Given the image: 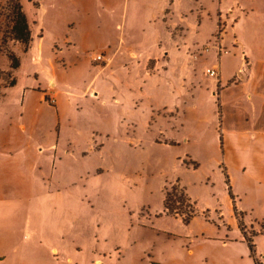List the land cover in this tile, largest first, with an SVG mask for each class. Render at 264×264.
<instances>
[{"label":"rangeland","instance_id":"obj_1","mask_svg":"<svg viewBox=\"0 0 264 264\" xmlns=\"http://www.w3.org/2000/svg\"><path fill=\"white\" fill-rule=\"evenodd\" d=\"M13 1L22 6L27 17L31 41L24 46L9 39L0 50V200L4 197L13 201L20 197L34 199L30 211L20 202L7 206L8 216L5 225L0 227V264H14V261L17 264H43L45 254L49 264H56L61 256H53L51 249L61 247L58 236L40 235L43 242L38 244L45 251L29 248L31 243L34 244L37 232L57 228L60 215L59 209H53L48 202L50 196L39 199L33 196L37 190L33 181L38 180L39 174L37 162L50 155L47 152L41 156L39 149L43 146L39 145L49 131H56L53 126L57 122L54 120L56 114L49 104L54 101L49 92L66 94L84 89L99 69L111 64L110 56L103 50L111 44L126 41L131 45L144 41L146 37L153 41L159 35V17L168 16L173 5L180 0H0L1 38L5 35L4 14L10 11ZM182 2L183 9L188 6L195 12L204 6V22L202 28L197 29L199 46H190L188 50L183 47L187 57L200 60L211 50L219 52L217 41L219 43L220 38L222 45L226 27L212 28L207 12L211 7L217 9L220 0ZM163 8L167 11L157 15ZM184 14L191 15L190 12ZM99 53L106 56V63L99 65L93 61L91 57ZM15 56L17 67H14ZM154 62L151 61L148 67H153ZM206 69L200 70L202 81L209 79ZM107 74L98 80L99 85L110 83V72ZM122 78L125 82V77ZM106 96L99 98L101 106H104L103 100L106 104L114 101ZM65 98H59L61 108ZM99 110L105 111V108ZM151 112L158 115L155 109ZM199 115L206 123L215 124L218 120L217 113L214 122H211L212 115L206 114L205 110ZM120 125L126 128V122ZM215 129L214 136L211 134L206 138L203 154H198L195 147L184 148L182 152L162 151L158 144L152 147L144 156L151 167L149 181L146 171L144 175L133 173L137 157L129 165V173L114 168L116 172L107 169L103 174L93 175L91 171L97 164L98 155L83 162L88 177L102 182L103 189L95 204L97 219L103 225L102 230L107 231L102 236L108 235L110 247H118L111 250V264H255V247L251 250L248 243L239 239L242 235L254 238L256 249H262L260 253L264 255V233L260 236L254 234L256 229H262L261 220L253 213L240 212L242 205H248V202H237L230 194L228 182L222 174L223 153ZM31 147L38 149V156L33 155L36 153ZM110 158L111 153H105L102 167L110 165ZM173 167L177 172L171 178L181 177L183 187H179L186 189L190 196L186 193L192 207L190 210L194 211L188 219L167 214L164 207L165 194L174 186L171 178L164 182V176L171 173ZM68 172L60 169L51 180H70L72 176ZM229 199L234 202L229 203ZM181 206L189 212L187 204ZM250 223H255L254 231L250 229ZM17 225H26L28 230L25 226L17 228Z\"/></svg>","mask_w":264,"mask_h":264},{"label":"crops","instance_id":"obj_2","mask_svg":"<svg viewBox=\"0 0 264 264\" xmlns=\"http://www.w3.org/2000/svg\"><path fill=\"white\" fill-rule=\"evenodd\" d=\"M219 5L217 9L211 7L207 16L212 28L226 27L221 53L211 50L200 60L187 57L183 47L188 50L190 46H199L197 29H201L204 22V6H200L199 12L187 6L185 12L191 13L188 16L180 0L168 16L164 13L165 16L159 17L163 26H157L159 35L153 41L146 37L131 45L126 41L111 44L103 49L110 56L111 64L99 69L84 89L66 94L49 92L54 103L47 102L56 114L57 122L53 124L56 131H49L39 145L43 146L39 149L41 156L47 152L50 155L43 161L38 160L41 163L37 162L39 174L38 180L33 181L37 188L33 196L38 199L50 196L48 202L53 209H59L60 215L57 228L37 232L29 248L45 251L39 244L43 242L40 235L46 233L58 236L62 242L61 247L51 249L53 256H61L56 264H111V250L118 247H110L108 235L102 236L107 231L102 230L103 225L97 219L95 204L103 189L102 182L88 177L83 162L98 155L91 171L93 175L114 168L129 173V165L137 157L133 173L144 175L146 171L149 181L151 167L144 156L152 147L158 144L166 152L195 147L198 154H203L206 138L214 133L215 127L216 140L223 153L222 174L229 192L237 202H248L242 205L240 212L253 213L261 220L262 229L256 231L255 223H250L254 234L264 233V0H220ZM163 11L167 9H161L157 15ZM151 61H156L155 65L148 67ZM203 67L216 69L218 79L202 81L200 70ZM108 72L110 83L99 85L98 80ZM236 77L240 79L230 83ZM102 95L114 101L106 104L103 100L104 106H101ZM60 96L66 97L63 108L59 105ZM204 110L212 115L211 122L217 113L216 125L200 118L199 113ZM122 122H126V128L120 125ZM152 132L155 134L151 135ZM108 152L111 153L110 165L105 168L102 164ZM33 155L36 157L38 153ZM176 167L164 176V182L176 174ZM60 169L69 171L70 180H51ZM176 176L171 178L173 184H169L183 187L181 177ZM186 193L190 198L187 190ZM33 199H1L0 227L5 225L8 205L20 202L30 211ZM232 200L229 199V203ZM220 215L223 214L220 212ZM18 226L28 230L26 225ZM239 239L247 243L244 235ZM256 246L255 243L253 261L264 264L262 249ZM44 256L43 264H49L47 255Z\"/></svg>","mask_w":264,"mask_h":264},{"label":"trees","instance_id":"obj_3","mask_svg":"<svg viewBox=\"0 0 264 264\" xmlns=\"http://www.w3.org/2000/svg\"><path fill=\"white\" fill-rule=\"evenodd\" d=\"M12 3L13 4L10 6L11 8H9L10 11L4 14L6 18V23L4 27L5 35L3 36V38H1L2 34L0 32V40H1L0 50L4 45V43H6V41H8L9 39H11L12 41L13 40L17 41L23 44L24 46L28 45L31 41L29 22L22 9V6L17 1H13ZM15 59H16V63L14 64V67H17L18 59L17 57ZM239 79H240L239 77H236V79L232 80V82L230 83H233ZM184 204L185 205L187 204L189 206V200L183 188H180L179 186L175 185L172 187L171 191L165 194L164 207L167 214L175 215V216L179 215L188 219L193 215L194 210L193 211L190 210L192 207L189 206V210H188L189 212H185L181 206ZM246 238H247V243L249 244L251 250L254 249L253 239L247 236ZM256 264L259 263L256 262Z\"/></svg>","mask_w":264,"mask_h":264},{"label":"built area","instance_id":"obj_4","mask_svg":"<svg viewBox=\"0 0 264 264\" xmlns=\"http://www.w3.org/2000/svg\"><path fill=\"white\" fill-rule=\"evenodd\" d=\"M217 49H218L219 53L224 51L222 48V45H221L220 38H219V43L217 41ZM207 51H209V50L207 49ZM91 58L93 59L94 62L99 63V65L106 63V59H107L103 53L95 54ZM206 75L211 79H214V80L218 79V72L214 68H207L206 69Z\"/></svg>","mask_w":264,"mask_h":264}]
</instances>
